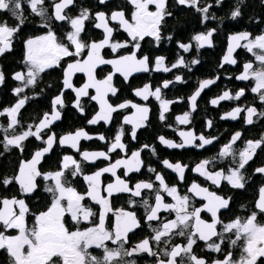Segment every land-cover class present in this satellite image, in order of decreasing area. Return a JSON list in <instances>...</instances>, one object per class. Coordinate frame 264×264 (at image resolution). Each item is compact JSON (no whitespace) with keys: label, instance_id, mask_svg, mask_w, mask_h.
I'll use <instances>...</instances> for the list:
<instances>
[{"label":"flooded vegetation","instance_id":"obj_1","mask_svg":"<svg viewBox=\"0 0 264 264\" xmlns=\"http://www.w3.org/2000/svg\"><path fill=\"white\" fill-rule=\"evenodd\" d=\"M258 2V0H256ZM22 5V16L24 23L20 26L19 32L12 38L11 49L0 55V71L4 74V82L0 84V112L4 109L13 107L19 99L28 98L25 105L19 110V124L13 131L8 129L5 133L4 129L10 123V117L5 113L0 115V156L9 155L8 158L0 157V198H17L25 201L29 211L26 216V222L29 227L34 223V216L39 212L47 210L51 204V194L44 191L46 184L54 183V181H46L43 175L36 177V190L33 193L25 194L21 191L19 183L13 179L19 175L21 165L33 158L37 150L43 149L46 144L45 140L48 135L55 134V143L50 152L46 153L37 165L41 173L55 172L62 169L63 158L65 156L73 157L79 162L82 175L73 177L68 171H65V177L68 185L75 188L80 194H85L88 190L85 176L92 175L106 167H109L118 159H130L133 152L143 149L140 152V160L142 166L139 172H127L126 168L121 166L116 169L115 175L110 172L103 173L100 177L101 195L107 197L105 191L108 184L114 183L119 177L125 180L130 187L138 182L155 181V175L161 174L165 182L169 186H176L180 195L191 193L188 189L193 182L203 188H207L209 192H214L224 198H231L227 209H221L218 216L225 223L235 220L237 217L247 218L251 212L256 211L257 223L264 224V213H260L256 208V203L259 200L260 189L264 187V174L255 170L264 167V144L256 149L253 158L245 165L242 171L245 178V187L243 189L233 188L228 181L221 180L219 186L207 180L203 175L196 172V165L204 160L212 161L207 166L210 172L224 171L228 174L229 171L236 167V160L232 157L220 158L219 153L223 146L231 142V138L236 132H240L241 136L233 145L236 150H242L246 147L248 141H259L264 137V116L259 113L264 112V101L259 99V94L254 93L251 89L255 86V81L249 79L246 81L238 80L236 77L242 74L243 66L246 63H253L254 67L259 66V62L255 60L252 53L245 48H236L233 52V58L237 61L236 64L225 63L223 58L227 55V50L231 43L230 37L242 32L251 33L252 37L264 33V0H260L259 5H249V0H199V7L211 5L208 13L205 14L197 10L196 7L188 5H180L177 0H167L166 12L170 15H165L159 31L161 39L159 42L154 37L146 36L140 41V49L136 50L133 47V42L129 34L120 26L118 21L108 19V24L113 28V34L110 43H127V47L119 48L113 51L111 47L105 46L100 51V55L105 60L118 59L121 56L135 53L136 58L140 59L144 56L148 57L147 72L140 71L132 73L127 79L120 74L113 75L112 84L117 89L115 95L108 94L107 100L114 107L124 103L131 102L128 107L118 109L111 115L110 121L100 120L96 124H90L99 112V103L91 100L90 96L95 95V89H89V95L80 98L83 112L75 106L76 93L73 89H65L63 87L64 71L68 63L74 60H83L87 57L88 49L85 48L78 57H64L59 65L47 69L41 73L34 86L24 88L19 96L14 89L22 86L21 81L14 79L17 72H27L28 65L25 63L28 39H35L46 35L49 31L55 33L58 42L68 45L70 42L66 39L67 33L72 31L68 21H58L54 17L53 5L58 0H43L45 15L40 16L31 10L29 0H20ZM239 6L240 15L232 18L231 13ZM249 9L250 12L244 13V9ZM82 9H88L92 14V18L85 21L84 31L80 34L79 39L88 44L91 41L100 42L105 38L104 29L96 28L95 24L98 21L95 19V14L99 12L106 13L109 17L114 11H123L125 18L131 22L134 6L129 0H107L106 3H100L99 0H74V3L64 10V14L70 17H76ZM149 11H156L155 5H149ZM207 15V19H205ZM6 21L8 26H18V20L6 10H0V22ZM215 29L211 37L212 46L205 45L198 47L194 36L201 33H207L209 30ZM183 43L191 45L189 51L185 52L179 47ZM244 43L243 41L241 42ZM74 50V46L70 48ZM157 57L164 58L163 67H168L171 71L165 72L162 69L157 71L155 60ZM183 57L185 65H180L172 68V65L177 60ZM199 63H192V61ZM221 65H223L221 67ZM114 72V67L110 64H104L97 67L95 70V78L103 80L108 74ZM182 77V81H176V77ZM217 77H219L217 79ZM87 74L77 72L72 77V84L75 88L83 86L87 82ZM205 80H215L214 84L205 88L201 95L197 98L196 108L193 111L189 98L199 89V85ZM166 81H172L169 87L163 88L162 85ZM145 85H150L154 91L157 87L161 88L162 99L169 102V111L164 113L165 119H160L162 111L161 103L154 96H149L147 100L136 95V90H142ZM243 89L244 95L238 100L230 99L220 101L217 105H213L211 100L218 99L225 91H229L233 96ZM63 92V107L56 106L57 111L61 112L58 120L54 121L48 129L41 130V137L30 136L22 142L23 151L18 147L9 146L5 148L6 136L10 134H19L28 130L31 127L33 132L40 125L45 114L51 116L53 112L52 101L57 95ZM132 104L150 109L147 120L143 126L136 128L135 139L132 138L131 132L134 129L133 124L125 123V117H133L136 114V108ZM240 107L245 109L237 118L232 119L226 117L233 109ZM248 107H254L257 114L253 116V123L246 122ZM190 113V122L188 124H180L177 117ZM24 115V116H23ZM208 121L212 122V126H208ZM123 128L122 143L126 145V149H116L110 153V157H103L93 161L84 160L81 153L87 151L89 153L105 152L109 153L111 144L120 128ZM77 130H83L92 139L81 138L78 142L79 151L71 147L69 144L61 145L59 140L67 135L74 134ZM180 131H192L196 136L203 134L206 138L218 137L213 143L206 145L204 148H199L194 145L185 146L184 148H172L163 144L158 138L163 136L165 139L175 143H181L182 137ZM103 135L104 140H100L99 136ZM196 144L200 141L196 140ZM147 145L149 147L145 148ZM155 149V154L152 152ZM168 160L172 164L179 162L186 165L183 180L179 179V175L172 169L167 168L162 162ZM4 164L9 165L7 168ZM154 168L156 171H149ZM127 172V174H126ZM12 180L11 183L5 185L4 180ZM155 185L159 186V181H155ZM164 203H174L172 197L167 193L161 192ZM201 197H194L192 204L200 208L207 201ZM149 199L150 203H154V194L150 190H143L142 197H134L131 193H113L110 199L111 212L105 217V227L108 230H114L115 213L124 210L134 212L140 227L128 234V241L124 248L131 250L144 239L150 240V245L153 252L157 255H149L148 253H135L132 256L121 257L122 264H130L135 261V264H158L161 259L167 260L168 257L163 256L164 251L170 250L175 245H186L187 238L185 236L172 235L170 238H164L157 243L153 237L155 233L153 228H157L164 221H170L175 218V213H169L161 210L159 216L161 220L149 222L146 220V212L142 206L141 200ZM136 201L135 204H130L129 201ZM86 208L96 213L90 218V221L74 224L69 215H65L64 222L70 231L77 229L84 230L88 227H93L99 222V214L102 211V206L89 197H85L82 201ZM3 205L0 204V208ZM18 212V206H14ZM201 219L211 223V214L202 211ZM218 231H222V225L217 226ZM0 231H4L0 227ZM7 235L18 234L17 230L9 229ZM232 236V234H228ZM234 238V236H232ZM213 240L216 238L213 237ZM242 243V241L240 242ZM240 243L233 247L228 243L227 239L222 245V252H213L207 248V242L197 240L193 245V253L197 257H202L207 261V264H212L214 260H223L225 253L232 252V259L238 260L241 254ZM109 248L117 247L112 242H107ZM92 256L98 259L102 258L103 249L92 247L88 250ZM178 262L181 258H177ZM0 264H10V257L5 250H0ZM183 264H188L187 258H183ZM258 264H264V258L258 261Z\"/></svg>","mask_w":264,"mask_h":264},{"label":"snow or ice","instance_id":"obj_2","mask_svg":"<svg viewBox=\"0 0 264 264\" xmlns=\"http://www.w3.org/2000/svg\"><path fill=\"white\" fill-rule=\"evenodd\" d=\"M29 2L31 10L34 13L40 16L45 15L43 0H29ZM99 2L106 3L107 0H99ZM129 2L135 9L132 13L131 22L125 18L123 11H114L110 17L103 12L96 13L95 19L98 23L95 24V27L104 29L105 38L100 42L91 41L85 44L79 37L84 31L85 21L91 19L92 14L88 9H82L80 14L74 18L67 16L64 14V10L72 5L74 0H58L53 5L54 17L58 21H68L70 23L72 31L66 35V39L70 43L65 45L58 42L55 33L52 31H49L44 36L28 39L26 41L27 52L25 60V63L28 65L27 72H17L15 74L14 79L22 82L21 87L14 89L15 93L19 96L24 88L35 85L41 73L59 65L61 59L64 57L74 58L80 56L82 51L87 48V57L83 60L76 59L74 62L68 63L64 71L63 87L75 91V106L83 112L80 98L88 96L89 89H95V95L90 96V99L99 103V112L89 121L90 124H96L100 120L108 122L113 112L128 107L131 102H124L114 107L107 100L109 93L115 95L117 92V89L112 84L113 75L120 73L127 79L134 72H147L149 70L148 57L144 56L137 59L135 53H132L121 56L118 59H103L100 51L105 46L111 47L113 51L127 47V43H110L113 28L109 26L108 19L118 21L120 26L129 34L131 40L135 42L133 47L139 50L140 41L146 36L154 37L159 42L161 39L159 31L160 25L165 15H170V13L166 12L167 0H129ZM177 2L180 5L196 7L198 11L205 14L208 13V9L211 7V5L202 8L199 7V0H177ZM220 2L221 0H217V3ZM149 5H155L156 11H149ZM0 10L10 12L18 20V26L16 27L8 26L6 21L0 22V55H3L11 49L12 38L19 32L20 26L24 23V19L20 0H0ZM240 14L239 6H237L231 13V16L234 19ZM204 18L207 19V15ZM214 31L215 29H212L207 33L194 36L193 39L196 41L198 47H204L205 45L212 46L211 37ZM230 40L231 43L227 50V55L223 58L224 62L230 64L237 63L233 58V52L236 48L243 47L252 53L255 60L259 62V66L254 67L251 62L244 64L242 74L236 78L242 81L253 79L255 86L251 91L258 93L259 99L264 101V33L252 37L251 33L242 32L231 36ZM242 41L244 42L243 44L241 43ZM72 46H74V50H70ZM179 47L187 52L190 50L191 45L180 43ZM192 63H199V61L194 60ZM104 64L112 65L114 72L108 74L103 80H97L94 75L95 70L98 66ZM163 64L164 58L157 57L155 60L156 70L171 71L170 68L163 67ZM180 65H185L183 57H180L172 65V68ZM77 72L86 73L88 77L87 82L79 88H75L72 84V77ZM175 79L176 81H182V77L180 76H177ZM3 82L4 74L0 71V84H3ZM171 83L173 82L166 81L162 87L167 88ZM214 83L215 80L203 81L199 85V89L189 98L193 111L196 108V101L201 95V92ZM136 95L142 97L144 100H147L149 96H154L159 100L162 108L160 119H165L164 113L169 111V104L171 102L162 99L160 87L152 91L150 85H145L142 90H136ZM242 95H244L243 89L239 90L235 96L229 91H225L218 99L211 100V103L217 105L223 100H238ZM27 99L25 96L19 99L13 107L0 112V115L7 113L10 117V123L4 129L5 133L8 132V129H13L14 131L19 124L18 113L25 105ZM63 104V92H61L52 101L53 112L51 116L45 114L35 132L29 127L28 130L19 134L7 135L5 148L15 146L23 151L22 142L30 136L42 138L41 130L48 129L54 121L60 118L61 112L55 109L58 105L62 108ZM132 107L136 108V114L133 117H125V123L134 125L131 135L135 139V129L143 126L150 109L146 106L141 107L135 104H132ZM242 111H245V109L237 107L229 112L226 117L222 118L231 117L235 119ZM246 112V122L252 124L253 116L257 114V110L254 107H248ZM259 115L264 116V112L259 113ZM177 120L180 124H188L190 122V113H185L177 117ZM208 126H212L211 121H208ZM179 135L183 138L181 143L172 142L163 136L158 139L163 144L172 148H184L185 146L191 145L204 148L206 145L212 144L214 139H218V137L206 138L203 134L196 136L192 131H180ZM122 136L123 128L121 127L114 138V142L110 146L109 153L103 151L89 153L85 151L81 155L86 161H93L101 157L108 159L110 153L116 149H126V145L121 142ZM240 136L241 133L236 132L231 138V142L225 144L219 153L220 158L232 157L237 162L236 167L232 168L228 174H225L222 170L215 172L208 171L207 166L212 163L210 160L202 161L196 165L194 170L217 186L220 185L221 180H226L233 188L243 189L245 187V178L241 170L253 158L256 149L264 144V137L255 142L248 141L244 149L236 150L233 148V145ZM81 138L92 139L83 130H77L74 134L63 136L59 140V143L61 145L69 144L79 151L78 142ZM99 139L104 140L105 137L101 135ZM196 140H199L200 143L196 144ZM54 143L55 134L52 133L45 140L46 146L41 150H37L30 161L23 163L19 169V175L13 178L19 183L21 191L25 194L33 193L36 190L37 185L35 180L38 176L43 175L46 181H54V183L46 184L44 189L45 192L51 194V204L47 210L35 214L33 225L29 227L26 222V216L30 210L24 200L15 197L0 198V204L3 205L0 208V227L4 229V231H0V250H5L8 253L10 264H122L121 257L132 256L135 253L157 255L156 252L152 251L149 239H144L131 250L124 248L125 243L128 241V234L140 227V222L134 212L124 210L116 212L114 230L110 231L105 227V217L107 213L112 211L109 198L113 193H131L134 197H142L143 190H150L154 194V203H150L149 199L142 198L141 200L142 206L147 214L146 220L149 222L150 227L151 222L161 220L159 216L161 210L175 213L174 219L164 221L159 227L153 228V232L155 233L153 239L159 243L162 239L170 238L172 235L185 236L187 238L186 245H175L170 250L164 251L163 256L168 257V259H161L158 261V264H183V258L185 257L188 260V264H207L204 258L197 257L192 251L193 245L196 244L197 240L207 242V248L213 252H222V245L226 239L233 247L242 241L240 243L241 254L238 260H233L232 252L228 251L225 253L223 260H214L212 264H258V261L264 258V224L257 223L258 213L253 211L247 218L237 217L235 220L225 223L219 219L218 214L221 209L228 208L231 198H224L214 192H209L207 188H203L195 182L188 189V192L192 194L190 197L188 194L180 195L178 188L176 186H169L161 174L155 175V181H159L158 187L155 185V181H142L136 183L134 188H132L125 180L117 177L114 183L106 186L105 191L107 192V197L102 196L100 177L103 173L110 172L115 175L116 169L121 166L125 167L127 172H139L142 166L140 152L143 149L133 152L130 159H118L109 167L97 171L92 175L85 176L84 179L87 181L88 190L85 194H80L75 188L68 185L65 177V171H68L73 177L82 175L80 164L73 157L65 156L63 158L61 170L49 173H41L38 170V163L46 153L51 151ZM144 147L147 148L149 146L145 145ZM152 152L155 154L154 148H152ZM162 163L167 168L175 171L179 175V179L183 180L186 165H182L179 162L172 164L166 159ZM149 171L155 172L156 170L150 168ZM255 171L264 174V167H260ZM11 182L12 180L8 179L3 181L5 185ZM162 191L172 197L175 202L164 203L161 194ZM202 194H206L203 198L207 202L202 207L197 208L191 201L194 197H201ZM86 196L102 206V211L99 214V222L95 226L88 227L84 230L77 229L70 231L64 222L66 214L70 216L74 224L90 221V218L96 215L91 209L83 205L82 201ZM129 203L135 204L136 201L130 200ZM14 206H18V212ZM256 208L260 213H264V187L260 189V196L256 203ZM202 211L211 214V223L201 219L200 213ZM218 225H222V231L217 230ZM9 229L17 230L18 234L7 235L6 232ZM228 234H232L234 238ZM213 237L216 239L213 240ZM107 242H112L117 247L109 248ZM93 246L103 249L104 255L102 258L98 259L91 255L88 250ZM178 257L181 258L179 262L177 260ZM130 264H135V261H131Z\"/></svg>","mask_w":264,"mask_h":264},{"label":"trees","instance_id":"obj_3","mask_svg":"<svg viewBox=\"0 0 264 264\" xmlns=\"http://www.w3.org/2000/svg\"><path fill=\"white\" fill-rule=\"evenodd\" d=\"M260 4V0H258V2L256 1V0H249V5H251V6H255V5H259ZM248 12H250V10L249 9H244V13H248ZM24 116V115H23ZM0 157H2L3 159H6V158H8L9 157V155H2V156H0ZM1 159V158H0ZM0 165H1V163H0ZM7 168H9V165H7V164H4Z\"/></svg>","mask_w":264,"mask_h":264}]
</instances>
